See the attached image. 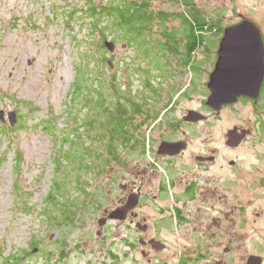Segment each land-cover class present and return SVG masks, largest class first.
<instances>
[{"label":"rangeland","instance_id":"374dc122","mask_svg":"<svg viewBox=\"0 0 264 264\" xmlns=\"http://www.w3.org/2000/svg\"><path fill=\"white\" fill-rule=\"evenodd\" d=\"M90 1L107 5L115 0H0V110L6 118L0 120V264L17 253L23 257L9 264H133L134 260L148 264V257L155 258L150 264H247L250 254L260 255L264 264V183H260L264 178V137L254 135L236 150H228L224 142L234 125L247 127L250 120L264 118V100L257 108L244 100L220 114L205 103L224 28L245 17L260 27L264 38V0H146L150 10L167 12L168 17L165 21L154 18L148 32L143 30L129 46L125 41L138 30L130 33L132 27L125 23L119 27L122 38L118 39L111 30L115 27L110 16H101L96 23L87 13ZM189 3L195 4L207 24L190 66L184 64L188 32L184 13L189 11ZM165 34L176 38L180 55L161 53L163 63L155 53ZM153 38L156 42L150 43ZM106 40L115 43L113 52L105 47ZM148 68L159 83L160 96L155 98L159 103L154 107L161 108L168 94L172 96V106L163 115L172 125L167 131L156 126L159 120L152 128L146 126L148 138L171 132V136L189 140L186 156L176 160L170 170L195 174L198 191L187 198L183 183H177L168 195L153 199L161 169L153 173L152 182L150 176H143L150 197L141 212L149 224L165 215L160 228L153 226L148 235L157 232L166 243L164 250H152L144 257L141 251L146 248L136 242V230L116 228L113 221L101 226L98 220L124 197V186L142 180L137 175L149 158L141 157L138 149L127 151L121 146L118 160L112 159L105 143L94 141L100 134L93 128L100 125V115L106 116L96 105L104 102L98 99L90 107L94 116L86 119L89 108L84 99L98 92L108 103H115L110 98L119 93L138 103L144 97L151 99L143 85ZM171 84L174 94L168 89ZM79 86L85 98L74 103L71 95ZM140 105L141 111L153 106L150 100ZM191 109L207 119L184 122ZM12 110L19 115L14 126L6 116ZM134 119L138 124L141 116ZM44 122H50L56 134L48 132ZM262 129L264 135V125ZM62 136L74 140L72 147L69 143L61 147L62 152L70 148L74 167L58 150ZM84 141L93 147L91 156H83ZM151 145L149 142V151ZM208 153H217L219 161L199 168L193 155ZM229 159L239 165L231 168ZM82 162L79 172L73 171ZM55 182L61 183L58 191L52 188ZM50 192L55 193V203L46 204ZM62 201L73 212L66 224L61 222L63 213L56 204ZM173 205L182 208L183 222H172ZM126 240L135 243L129 248Z\"/></svg>","mask_w":264,"mask_h":264},{"label":"trees","instance_id":"16d2710c","mask_svg":"<svg viewBox=\"0 0 264 264\" xmlns=\"http://www.w3.org/2000/svg\"><path fill=\"white\" fill-rule=\"evenodd\" d=\"M189 5H190L189 11L186 14L184 13L185 24L188 26V32H187V36H186L185 44H184L185 45L184 64H187L190 66L192 63L191 56L193 52H195V49H197L203 43L204 36L202 32L205 31V29H207L206 27L207 24L205 20L202 17H200V15L198 14L199 10L197 7H195V4L189 3ZM150 8L151 6L149 5V2L146 0H142L141 2H139L138 0H128V1L115 0L112 4H107V5H101L93 1H90L89 4L87 5V13L92 15L96 23L100 19L99 17L110 16L114 20L111 23L115 27L114 29H111V30L115 33L118 39L122 38V36L119 35V27L123 26L125 23H129L130 27H132L130 33L135 31L133 29H137L138 30L137 34L133 32V35H132L133 38L132 39L130 38L127 42L125 41L127 46H129L132 43L131 40L134 41V39H139L141 37L143 30L148 32V29L150 28V24L152 23V20L154 18L158 17L162 21H165L167 19L168 17L167 12H158L156 14V12L150 10ZM111 10H112V14L110 15ZM134 25H136L137 27H134ZM165 36H166L165 40L159 44L161 49L155 53V56L158 59L159 57H161V61L163 63L165 61L163 60L161 53H167L173 56L180 55V53H178L179 45L178 43H175L176 38L173 37L171 34H165ZM149 42L153 43L156 41L153 38V41L150 39ZM159 52H160V55H159ZM194 67L195 66L193 65V68ZM147 72H150V73L146 74ZM144 73H145V80L143 82V85L145 86L147 91L150 93V96L152 97L151 99H148V100H150V103L153 106L148 107V108H143L142 111H141L140 104L145 105L146 102L148 101L147 98L145 97L143 98L144 101L142 103H138L136 102L135 98H131L129 96L124 97L119 93L118 97L110 98V100H116L115 103H113L110 100H109L110 102L108 103V101L106 100L107 98H105L104 94L98 92L94 94L93 98L86 96V99H84L85 97L83 96L81 86H79V89L75 87L71 95L72 102L75 103L76 100L79 101L81 99H84L85 102L87 103V107L89 109L86 115V119L90 116H94L90 107L93 106V104L97 103L98 99L103 100L104 104L100 103V105H96V106L99 108L102 107L101 109L104 110L103 114H105L106 116L103 117L102 115H100L101 116L100 119L102 120L101 121L98 118L100 125L96 128H93V130L98 129L97 131L100 134V136L98 137L97 135H95L96 138L94 139V141L101 143V145L102 144L104 145L105 143L109 151V155L114 160H118L119 154H120L118 148L121 146L125 147L127 151L135 150V149H138V151H141V149L145 145V140H146V137L144 136L145 133L143 132L140 133V132H135V131L136 130L139 131L142 128V126L143 125L145 126L147 123L151 124L154 121H156L160 113L170 103H172L171 101L172 96L168 94V100L163 103V106H161V108L154 107L155 104L159 103L158 101L155 100L156 96H160L159 90H158L159 83L157 81V77L153 75L152 69L148 68V70L145 71ZM111 85L113 87L116 86V83L113 81V79L111 81ZM168 89L172 90L173 94L175 93L173 90L175 89L173 84H171ZM95 91H99V90H95ZM76 92H80V94H78V97L75 96ZM88 100L91 101L92 103L91 105L88 103ZM110 105H113L114 108L112 109ZM137 115L141 116V119L138 122V124L135 123V119H134V117ZM44 123H45L44 124L45 129L48 132L53 131V135L56 134V130L54 129L53 125L50 122H44ZM88 127L89 125L87 126V128ZM61 139L64 142L62 141V143H60V148L58 150L61 153H64L62 154V159H65L68 163H70V165L73 164V167H74L76 164H75V160L73 159V157L72 156L70 157V153H69L70 148L69 150H64L63 152L61 150L62 144L64 145L65 143L71 144L70 147H72L74 144V140H71L70 142L68 137L63 138V136L61 137ZM81 149L83 152V156H86L87 154L91 156L90 150L93 149V147L91 148L89 145L87 146L85 144V141L82 143ZM93 156L99 157V155H96V154H93ZM59 158H60V155H59ZM16 163L18 164L20 163L19 157L16 158ZM82 164L84 163L82 162L81 164L77 165L73 169V171L79 172V170L82 167L81 166ZM60 184L61 183L58 184V182H55L52 188H54L55 191H58L60 188ZM54 195L55 193L53 194L52 192L48 194V198L46 199V204L55 203ZM56 204L61 207V210L63 213V218L61 222L65 224L68 223L70 221V215L73 214L71 205H69L68 202H63V201L56 202ZM45 210H48L45 215L49 216V209H45ZM22 257H23V253L22 254L17 253V255H14L8 258L4 262H2V264H9V261H12L15 259H21Z\"/></svg>","mask_w":264,"mask_h":264},{"label":"flooded vegetation","instance_id":"af4514ba","mask_svg":"<svg viewBox=\"0 0 264 264\" xmlns=\"http://www.w3.org/2000/svg\"><path fill=\"white\" fill-rule=\"evenodd\" d=\"M244 100L250 102L251 104H253L255 106V108H257L259 106V103L261 102V100H264V81L262 83L261 90H260V93H259V96L257 99H253V98H250L247 96H240L235 103L229 104V105H223L221 110L219 111V114L222 111V109H224L225 107L233 106L234 104L241 102V101H244ZM170 106H172V103H170L160 113V115L156 121H154L151 124L147 123L144 126V128L142 130H140V133L141 132L145 133L144 136L146 137L145 145L141 149V152H142L141 157H144L145 159H146V157L149 158V160L146 161L145 164L142 163L143 160H140L137 163V165L139 167L143 164V166L145 168L144 171L140 173V175L137 173L138 174L137 176L142 178V180H139V182L137 184L135 182H133L131 187H127V185H126V187L124 186V191H125L124 197L122 199H119V201L117 202V204L114 207H112L109 210H106L104 212L105 216H103V217H106L110 211H112L113 209H115L119 206L124 207V206L128 205L129 208L125 211L124 217L122 219H108L107 218L106 221L104 222V224H106L107 221H113V222L117 223L116 228H124L128 231H131L132 228L134 230H136V233H138L136 242L141 247H144L147 250V251L146 250L141 251V253L144 257H148V255L150 254V251H152V250H154L155 252H159V251L164 250L166 243H165V240L161 236H159L157 232H154L153 234L148 235V233L152 230L153 226L157 225V227L160 228L159 221L162 220V218H164L165 215H163V217L155 218L153 220V223L149 224L148 217L141 212V207L146 202V199H149V197H150L149 196L150 189L148 190V192L145 191L146 183L144 181L145 177H143V176H150L149 180H150V182H152L153 173L154 172L157 173L156 170H159V168L162 170V171L159 170L160 171V179H158V182H157V192L155 194L153 193V195H152L154 197L153 199H156L158 196L163 197L165 195H168L169 189L176 186L177 183H180V184L183 183V186H184L183 191H185V196L187 198L194 197L196 195V192L198 191V189H197L198 188L197 187V176L195 174L193 176H189L187 174L180 175V174H178L176 172L174 173L173 171L170 170L171 167H174L176 160H179V159L183 158L184 156H186V153L188 152V149L190 146L189 140L176 138L173 135L171 136L170 135L171 132L163 134V135L160 132H158V133H156L157 137L150 140L148 138V134L146 132L149 128H152L153 126H155L156 122L158 120L159 121H158V124L156 126H159V128H164L165 131L169 130V127H167V126H171L172 122H170L168 120L164 121L163 115L170 108ZM262 121H264V118H256L254 121L250 120L247 127L234 125L233 128L236 127L238 129L237 131L241 132V135H242L239 139L240 141L238 140L239 141L238 145H232L231 146V145L227 144V141H228L227 133L230 130L229 129L225 135V140H224L225 145L228 148V150H236V149L240 148L245 142H247L249 140V138L254 137V135H255V137H259V138L264 137L263 129H262L264 123H262ZM186 123L196 124L198 122H186ZM161 124L163 126H160ZM146 126H150V127L148 129H146L145 128ZM233 128H231V129H233ZM260 128H261V131H259ZM164 129H162V130L158 129V130L164 131ZM244 130H246V132H244ZM174 132H176V131H174ZM180 140L185 141L186 146H185V148L181 149L177 154L170 155L169 153L160 151V146L162 145V143L164 141L175 142V141H180ZM149 142L152 143V145L150 146L151 147L150 151L148 148ZM192 158L194 159L195 164L199 168L212 167L210 165H214L219 161V155L217 153L196 154V155H193ZM228 163H229L230 167L233 169L239 165V161L234 160V159H229ZM220 168H222V166H220ZM161 176H163V178ZM228 180H230V179H228ZM225 181H224V183H228L227 180H225ZM260 183H264V178L260 179ZM215 188H212V189H215ZM133 198L136 199L135 204H133L130 201ZM177 200H179V199H177ZM170 214L172 217V222L174 221L175 224H178V223L183 222L185 220L184 216H183L184 214H183L182 208L177 206V205L172 206V212ZM185 218H186V216H185ZM164 226H167V225H164ZM167 227L170 229L174 228L170 225H168ZM133 243H135V241H127V240L125 241V244L127 246H129V248L133 245ZM251 255H257V254H250L249 256H251ZM248 258H247V260H248ZM152 259H155V258L148 257L147 263L148 264L152 263ZM262 262H263V258H262ZM262 262H261V264H262ZM138 263L139 262H136L135 260L133 261V264H138Z\"/></svg>","mask_w":264,"mask_h":264},{"label":"water","instance_id":"95a60500","mask_svg":"<svg viewBox=\"0 0 264 264\" xmlns=\"http://www.w3.org/2000/svg\"><path fill=\"white\" fill-rule=\"evenodd\" d=\"M105 47L109 52H113L115 43L111 40H106ZM109 66H112L111 61H109ZM263 81L264 38L262 31L253 20L241 17L239 22L224 28L217 48V59L209 74L207 82L209 95L205 103L210 109L218 113L223 105L235 103L240 96L257 99ZM6 116L10 125L14 126L18 119L17 112L14 110L8 111ZM206 118L207 115L191 109L188 110L183 120L185 122H199ZM0 120L2 122L6 120L4 110H0ZM237 130L234 127L228 131L227 144L231 146L239 144V139L242 135ZM185 146L186 142L183 140L175 142L164 141L160 146V151L174 155L185 148ZM130 201L133 204L136 203L134 198ZM128 208L129 206L127 205L113 209L106 217L100 218L98 224L102 226L107 218L122 219ZM36 250L37 248L34 249V251ZM261 262L262 257L259 255H251L247 260L248 264H261Z\"/></svg>","mask_w":264,"mask_h":264}]
</instances>
